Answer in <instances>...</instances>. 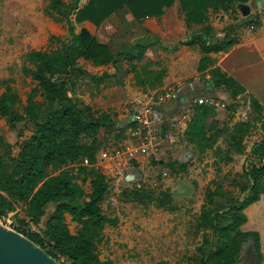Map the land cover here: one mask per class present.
Here are the masks:
<instances>
[{"label": "trees", "instance_id": "1", "mask_svg": "<svg viewBox=\"0 0 264 264\" xmlns=\"http://www.w3.org/2000/svg\"><path fill=\"white\" fill-rule=\"evenodd\" d=\"M183 0L182 7L188 11L189 21H204L207 8L228 9L232 4H244L248 0ZM174 0H88L80 6V0L66 5L63 0H49L47 14L68 20L72 39L64 41L52 36L49 48L45 51H32L27 60L34 65L31 76L38 83L31 99L39 92L51 103L43 120H38L40 105L29 106L26 114L33 121L32 134L26 139L21 152L13 157V145L7 142L0 133V143L5 146L4 156L0 155V219L11 212L13 203H26L25 220L38 225L46 215V210L53 207V213L43 223L39 231L25 232L13 228L25 235L45 250L51 257L61 263L68 264H115L111 260L103 261L98 252L105 231L115 227L119 220L104 214L101 204L108 191L105 175L87 167L77 166L72 169H59L67 165H75L85 158L96 161L98 134L102 129L116 128L117 124L111 115L96 111L92 106L84 105L79 99L69 95L74 85L72 76L87 73L78 67L79 60L92 61L96 66L120 61L122 56L140 60L148 47L138 46L136 54L122 51L115 60L109 47L99 43L88 31L75 34V24L71 16L77 12L75 23L90 21L96 26L102 25L118 10L128 7L137 20L154 15H161L164 7H169ZM236 26L227 30L223 39L208 41L202 39L200 46L205 54L226 51L234 45L231 37ZM55 44L58 49L51 50ZM151 43L149 46H152ZM194 44V41L188 42ZM206 59L201 61V64ZM215 87H223L224 92L232 99L245 91V88L234 78L224 75L219 69L210 72ZM108 75H104L97 82ZM214 97L212 92L209 93ZM19 95L8 88L0 97V120L9 119L13 124L18 122L15 104ZM258 108V105H256ZM216 112L214 106L195 104L194 114L186 131L190 144L198 147L201 153L207 148L210 140L206 131V122ZM250 125L241 123L236 127L238 147H242L244 137ZM6 159V160H5ZM154 164L165 167L178 166L179 172H185L188 165L165 164L154 161ZM57 172V173H56ZM83 174L92 178L91 191L87 193L76 181V175ZM231 186L239 189L236 196L226 201L223 198L225 188L222 184L212 182L207 188L204 205L200 215V228L209 234L206 246L197 247L194 260L196 264H239L244 244L252 239L256 253L261 259L260 237L257 233L242 230L247 222L245 210L260 200L264 193V140L256 143L247 158L243 172L237 175ZM67 215L78 226L73 233L67 223Z\"/></svg>", "mask_w": 264, "mask_h": 264}, {"label": "crops", "instance_id": "2", "mask_svg": "<svg viewBox=\"0 0 264 264\" xmlns=\"http://www.w3.org/2000/svg\"><path fill=\"white\" fill-rule=\"evenodd\" d=\"M63 1L66 5L74 3L71 0ZM87 2L88 0H80L79 7H83ZM188 2L191 3L192 0ZM182 3L183 0H174L171 6L163 8L161 15L140 21L128 7H124L100 26L90 21L75 23V34L83 30L88 31L99 43L109 47L115 60L122 51L136 54L138 46L148 47L142 59L132 60L122 56L116 65L110 63L96 66L92 61L80 59L78 67L87 75L72 76L74 85L70 87L69 95L79 99L84 105L92 106L96 111L111 115L116 122V128L100 131L99 143L101 136H107L111 131L115 138V134L123 132L127 139L119 145L126 147L138 143L132 133V118L135 109L141 104L152 103L160 94L168 91L176 92L177 99L160 106L161 111L171 118L172 125L180 111L189 105L194 106L199 97H209L212 92L213 98L225 103L226 107L216 106L215 114L206 122L210 140L205 152L201 153L196 145L187 141L186 131L192 118L172 127L173 138L160 143L175 148L174 154L168 153L167 148H158L160 144L156 149L158 155L166 158L177 156L176 161L180 164L187 165L186 161L202 157L206 165H220L223 170L226 168L225 174L233 169L235 174L239 175L243 172L253 146L264 140V0H248L244 3L251 9L247 17L239 8L241 3L232 4L228 9L209 7L205 12L204 21H189L188 11L183 10ZM48 6L49 0L45 12ZM77 12L71 16L72 20H75ZM63 24L59 22L58 26ZM234 26L236 28L231 37L235 42L231 48L219 53H203L200 46L202 39H223L227 30ZM55 37L59 35L56 34ZM67 37L68 41L72 39L69 27ZM191 41H194V44L188 45ZM151 43L154 44L149 46ZM203 59H206V62L201 64ZM214 69H219L224 75L237 80L245 91L234 99L230 98L223 87H215L210 74ZM104 75L108 77L97 82ZM229 102L234 105V109L229 107ZM241 123L251 127L244 137L242 147H238L237 139L234 140L233 136L236 134V127ZM104 154V150L96 154V166H103V172H108L109 167L125 170L126 159L116 163L110 158L105 159ZM149 157L150 155H140L137 162L144 163ZM187 170L180 174L186 173ZM225 174L223 176L229 178L230 175ZM215 178V175L210 174L207 185ZM191 192L196 193L195 189H191ZM245 214L247 222L242 226V230L259 235L262 260L264 193L260 200L245 210ZM155 228V225L150 227V238L155 235ZM252 241L256 252L255 242Z\"/></svg>", "mask_w": 264, "mask_h": 264}, {"label": "rangeland", "instance_id": "3", "mask_svg": "<svg viewBox=\"0 0 264 264\" xmlns=\"http://www.w3.org/2000/svg\"><path fill=\"white\" fill-rule=\"evenodd\" d=\"M46 3L47 0H0V97L8 88L19 95L14 107L18 122L13 124L9 119L0 120V133L13 145V157L18 156L34 129L31 117L25 112L26 108L40 105L42 110L37 115L38 120H43L51 111V103L40 92L31 99L38 83L30 74L34 65L27 60V55L32 51L47 50L49 38L56 34L68 41V20L50 17L45 12ZM59 22L64 23L63 26H58ZM59 47L55 44L51 50ZM229 107L234 109L231 102ZM115 135L116 138L111 131L109 135L101 136L97 153L121 149L119 144L127 136L123 132ZM158 148H167L168 153H175V148L169 144H160ZM5 151V146L0 143V155L4 156ZM176 157L151 155L144 163L130 162L121 176L107 179L108 191L101 207L105 215L117 218L119 222L105 231L98 245L103 261L111 260L115 264H196V248L206 246L209 242L208 232L200 228L207 188L214 181L222 184L225 188L223 198L229 201L239 193L238 188L231 186L233 180L239 178L233 169L225 174L226 168L223 170V166L204 164L202 157L186 161L188 170L182 175L177 165L165 167L154 164V161H163L171 165ZM97 163L98 159L94 163L91 161L92 166H85L81 161L59 169L83 166L89 171L96 169L107 175L108 172H103V166L98 168ZM74 174L76 181L89 193L92 178H85L77 172ZM210 174L216 178L207 185ZM224 174L230 175L229 178L224 177ZM128 175L135 179L128 180ZM191 189H195L196 193L192 194ZM25 206L24 202L13 203L11 212L4 216L10 221L9 228L29 233L39 231L46 218L53 213V207H49L40 224H30L25 220ZM67 223L70 230L76 233L78 226L69 215ZM152 225L156 226L155 231H152L155 235L150 238L149 229ZM240 258V264H264V258L259 259L254 251L252 239L244 244ZM61 264L68 263L62 259Z\"/></svg>", "mask_w": 264, "mask_h": 264}, {"label": "built area", "instance_id": "4", "mask_svg": "<svg viewBox=\"0 0 264 264\" xmlns=\"http://www.w3.org/2000/svg\"><path fill=\"white\" fill-rule=\"evenodd\" d=\"M177 97V93L171 90L164 94H160L156 101L144 105L141 104L137 107L132 118V123L134 125L132 133L133 137L138 140V143L130 144L121 149H114L112 151L108 150L105 152L104 158H110L116 163H120L126 159V165H128L130 162H137L140 155L157 156V146L160 143L170 141L171 138H173L172 127L178 126L181 122L190 120L193 117L194 106L189 105L180 111L175 123L171 125V118L161 111L160 106L177 99ZM195 104H208L222 108L226 107L225 103H221L218 99L210 96L198 98L193 105ZM82 163L85 166L91 165V161L88 158H85ZM123 173V170L116 169V167H109L108 173L105 176L107 179H112L118 175L121 176ZM0 222L6 226L10 225V221L5 217L0 219Z\"/></svg>", "mask_w": 264, "mask_h": 264}, {"label": "water", "instance_id": "5", "mask_svg": "<svg viewBox=\"0 0 264 264\" xmlns=\"http://www.w3.org/2000/svg\"><path fill=\"white\" fill-rule=\"evenodd\" d=\"M242 14L251 13L248 5L240 4ZM73 24L75 20L73 19ZM212 89V87H211ZM128 180L135 177L129 175ZM0 264H61L30 238L0 222Z\"/></svg>", "mask_w": 264, "mask_h": 264}]
</instances>
